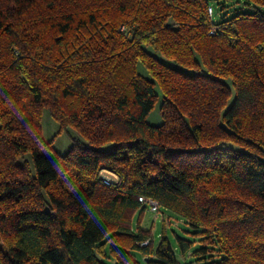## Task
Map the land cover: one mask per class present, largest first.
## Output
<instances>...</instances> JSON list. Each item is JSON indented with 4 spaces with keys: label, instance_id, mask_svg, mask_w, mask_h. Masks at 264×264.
I'll list each match as a JSON object with an SVG mask.
<instances>
[{
    "label": "trees",
    "instance_id": "1",
    "mask_svg": "<svg viewBox=\"0 0 264 264\" xmlns=\"http://www.w3.org/2000/svg\"><path fill=\"white\" fill-rule=\"evenodd\" d=\"M236 1L0 0V264H264V0ZM140 198L194 261L135 229Z\"/></svg>",
    "mask_w": 264,
    "mask_h": 264
},
{
    "label": "rangeland",
    "instance_id": "2",
    "mask_svg": "<svg viewBox=\"0 0 264 264\" xmlns=\"http://www.w3.org/2000/svg\"><path fill=\"white\" fill-rule=\"evenodd\" d=\"M211 5L215 8V15H214V21L218 22L221 20V18L226 14V12H229L231 10L235 11H249V8L244 7V4H238L237 1L229 0L228 2V11H222L221 6L218 5V2L216 0H209ZM243 3V2H242ZM231 16V15H229ZM150 52H153L154 49L151 46L147 47ZM142 67V66H141ZM141 74H143L147 78H151L150 75L143 69L140 68ZM148 122L151 125H161L163 122L162 116H161V104H157V107L152 112V114L149 116ZM42 127H43V137L46 142H53V147L55 151L58 153L65 155L70 151V149L73 146L72 138H80L83 140L77 132H75L73 129H69L68 132H64L60 135H58L60 131V124L54 120V118L50 115V112L46 110L43 115L42 120ZM27 159L31 161V157L28 155ZM103 176H107L108 179L114 181L111 172L109 171H103ZM117 182V181H116ZM141 223V228L144 230H151L153 233V244L154 247H157L161 241L162 235L165 233L171 242L173 248L176 251L177 257L181 260L182 263H185L187 261H194V258L192 257V253L189 254L187 260H185L182 257L181 250L178 245V238H182L185 240H188L190 242L194 243L193 250L199 249L201 243L199 242V235H195L194 232L196 230L187 223L186 220L178 216L177 214L161 208L160 212L158 214L153 213L150 211V208L147 207V210L143 213V215H140V212L137 213L134 217V226L135 229L137 228L138 223ZM150 244V242H149ZM148 244V245H149ZM139 255V254H138ZM140 261H142L143 264L145 262L141 257L139 256Z\"/></svg>",
    "mask_w": 264,
    "mask_h": 264
},
{
    "label": "built area",
    "instance_id": "3",
    "mask_svg": "<svg viewBox=\"0 0 264 264\" xmlns=\"http://www.w3.org/2000/svg\"><path fill=\"white\" fill-rule=\"evenodd\" d=\"M209 14L211 16L215 14V10L212 7L209 8ZM103 180L108 185H110L111 182H113L112 180L108 179L107 176H103ZM140 202L144 206H147L148 208H150V211H152L153 213L158 214L160 212V204L157 201L152 200V199L140 198ZM148 244H149V241H145L143 243V245H148Z\"/></svg>",
    "mask_w": 264,
    "mask_h": 264
},
{
    "label": "crops",
    "instance_id": "4",
    "mask_svg": "<svg viewBox=\"0 0 264 264\" xmlns=\"http://www.w3.org/2000/svg\"><path fill=\"white\" fill-rule=\"evenodd\" d=\"M111 175H112L114 181H118L119 180V178L116 175H114L113 173H111Z\"/></svg>",
    "mask_w": 264,
    "mask_h": 264
}]
</instances>
